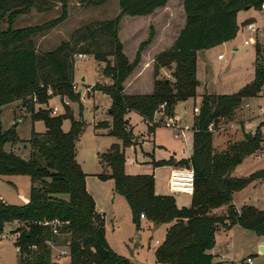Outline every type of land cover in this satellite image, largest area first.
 I'll return each mask as SVG.
<instances>
[{
  "label": "trees",
  "instance_id": "16d2710c",
  "mask_svg": "<svg viewBox=\"0 0 264 264\" xmlns=\"http://www.w3.org/2000/svg\"><path fill=\"white\" fill-rule=\"evenodd\" d=\"M70 0H0V116L1 108L20 101L31 115L45 125L44 133H32L26 160L5 152L4 144L15 145L19 139L14 129L1 130L0 177L24 174L30 178L29 200L23 206H13L0 198V233L6 223L17 222L14 245L19 264H56L50 260L49 242L62 239L68 249L67 264H132L114 253L105 239L101 215L85 187L86 175L76 161V140L83 124L71 118L68 132L61 129L66 112L52 116L46 109L34 112L35 105H44L50 97L77 99L74 88V64L78 55L92 56L103 63V74L111 85H97L94 90L111 100L112 118L108 134L133 146L134 136L125 116L133 111L146 122L153 123L158 113L174 117L175 107L195 96L198 81L196 54L229 42L236 37L239 11L260 8L264 0H183L185 25L172 46L154 57L153 88L150 94L124 92L123 83L132 71V64L122 52L117 37L116 20L85 25L75 30L68 41L44 53L36 51L33 36L53 26L55 22L37 27H13L15 18L31 9L44 11L51 4L65 6ZM81 5H102L108 0H77ZM169 0H118L123 15L143 17L163 8ZM147 42V41H145ZM256 45L254 82L231 95H203L192 121V149L188 159L152 161L153 168L163 165L191 168L194 172L193 194L189 208H179L170 195L154 191L152 175L127 176L123 172L124 156L118 146H112L100 156L110 168L114 192L123 196L130 208L132 222L140 228V215L145 223L165 226L162 243L154 250L157 264H213L209 251L215 245L218 226L228 229L237 225L264 238V210L244 205L238 210L233 195L250 180H264V169L247 178L234 175L235 168L246 157L259 151L263 141L260 129L254 134L243 133L242 139L225 151L215 152L213 130L220 121H228L244 99L257 96L264 85V57ZM167 62V63H165ZM168 68L171 79H158L159 70ZM164 104L163 111L161 105ZM168 126V125H167ZM1 179V178H0ZM226 215L219 216L220 209ZM54 221L58 224L51 225ZM40 223V224H39ZM56 230L55 235L53 231ZM61 242V241H60Z\"/></svg>",
  "mask_w": 264,
  "mask_h": 264
},
{
  "label": "rangeland",
  "instance_id": "374dc122",
  "mask_svg": "<svg viewBox=\"0 0 264 264\" xmlns=\"http://www.w3.org/2000/svg\"><path fill=\"white\" fill-rule=\"evenodd\" d=\"M44 11L31 9L18 15L13 27H37L55 22V26L33 36L36 51L44 53L55 49L63 41H68L71 34L85 26L95 23L116 20L117 37L122 45V52L132 64V71L123 83L127 85V93L146 95L149 87L153 88V65L147 59L148 46L157 36L165 50H168L185 25V15L182 9V0H171L152 16L129 17L123 15L118 7V0H108L102 5H81L77 0H70L62 7L60 4ZM258 11V8L253 9ZM253 13V12H252ZM251 14V12H250ZM258 23H264V18H254ZM6 21L0 24V29L6 28ZM157 25V30L153 26ZM147 26V27H148ZM136 29L146 31L139 33L141 39L136 49ZM161 35V36H160ZM144 37V38H143ZM143 38V39H142ZM246 39L241 33L236 37L211 49L199 51L196 54L195 76L198 86L195 96L175 107L174 117L166 118L158 113L153 123L163 121L156 125L151 132L152 123L146 122L138 113L129 112L125 118L134 136V145L123 147L122 142L108 134L112 118L108 110L111 100L98 90L97 85H111L112 81L102 72L104 64L94 60L92 56L75 59L74 84L77 99L70 101L67 98L50 97L44 105H35L34 112L39 109L55 110L57 116L66 112L69 115L62 121L61 129L68 132L71 128V118L83 124V130L76 140V161L82 172L86 175L85 187L100 213L105 228V239L109 248L132 264H157L154 258L156 240L162 243L165 235V226L155 227L140 222L136 229L132 222L130 208L125 198L114 192V183L110 177L111 170L100 159L112 146H118L123 152V172L127 176L153 175L154 191L159 195H168L167 184L173 165H163L152 170L151 162L166 161L170 157L188 159L192 149V131L179 138H174L175 127L189 126L191 128L194 110L200 106L203 95H231L238 92L245 85L254 82L256 46H244ZM173 40V41H172ZM147 41V42H145ZM261 50L264 57V39L261 40ZM171 43V46H169ZM160 44L157 46L160 48ZM160 54V53H159ZM157 56V55H156ZM218 56L221 59L218 60ZM129 58H131L129 60ZM264 59V58H263ZM167 63V62H165ZM159 70L158 79H171L168 68ZM151 83L148 87L146 86ZM264 86V85H263ZM148 91V92H147ZM163 111V108H161ZM16 120L21 123L14 129L19 143L15 145L4 144L5 152L17 154L24 160L29 155V140L31 134L44 133L45 125L39 119H32V115L22 107L20 101H14L1 108V130L12 129ZM170 125V126H167ZM260 129L262 143L258 155L246 157L234 171V175L247 178L251 173L264 169V90L260 88L257 96L244 99L242 105L228 121H220L218 129L213 130V148L215 152L225 151L231 144L242 139L243 133L254 134ZM174 159V158H173ZM0 198L7 204L23 206L29 200L31 188L30 178L24 174H11L0 177ZM258 179L250 180L245 186L234 193L233 205L240 207L254 206L264 210V188ZM179 208H189L191 197L180 194L170 195ZM219 216L226 215V209L218 212ZM20 227L17 222L6 223L0 233V264H19L18 250L14 245L16 233ZM257 237L253 232L244 230L240 226L228 229L218 226L215 234V245L209 251L213 256V264H222L225 261L241 264L250 258L252 264H264V255L258 252ZM61 241V242H60ZM54 247L52 259H57L62 251V239ZM264 242V238H262ZM60 264H67L68 259L61 258Z\"/></svg>",
  "mask_w": 264,
  "mask_h": 264
},
{
  "label": "built area",
  "instance_id": "2783aa9c",
  "mask_svg": "<svg viewBox=\"0 0 264 264\" xmlns=\"http://www.w3.org/2000/svg\"><path fill=\"white\" fill-rule=\"evenodd\" d=\"M259 12L264 14V2L260 5V8L258 9ZM241 33L246 37L244 39L243 44L244 46H249L251 44L253 45H260L261 46V40L264 39V23H258L256 20H249L245 21L244 23L238 25V30L237 34ZM84 57L82 55H78L77 58ZM218 60L221 59V56L217 57ZM264 90V86L262 88ZM164 107V104L161 105V108ZM198 112V108L194 110V114ZM52 116H57L55 113V110L51 111ZM170 126V125H168ZM174 130V138H179L180 136H184L185 133L189 132L190 130L192 131V128L189 126H183V127H175V125L172 126ZM254 154L258 155V151H256ZM193 184H194V172L191 168H185V167H175L172 168L170 172V177L169 181L167 184V190L170 195H179L183 194L186 196L191 197L193 194ZM261 186L264 188V180L261 181ZM145 219L144 215H140V220ZM40 224V223H39ZM58 224L57 221H54L51 223V225H56ZM53 233L56 235L57 232L56 230L53 231ZM50 247V250H52L54 247H57L56 243L49 242L47 244ZM155 245L158 247L160 245V241L156 240ZM62 251L59 252L57 259L53 258L52 252H51V257L50 260L52 263L60 264L59 260L61 258L68 259V249L66 247H62ZM222 264H236L235 262L231 261H225ZM241 264H252V260L250 258H247L242 261Z\"/></svg>",
  "mask_w": 264,
  "mask_h": 264
},
{
  "label": "crops",
  "instance_id": "0c3cea01",
  "mask_svg": "<svg viewBox=\"0 0 264 264\" xmlns=\"http://www.w3.org/2000/svg\"><path fill=\"white\" fill-rule=\"evenodd\" d=\"M171 0H169L168 1V3L170 2ZM182 2H183V0H182ZM167 3V4H168ZM183 9V8H182ZM160 9H157L155 12H157V11H159ZM155 12H153L152 14H150V15H148V16H143L144 18H147V17H150V16H152ZM250 12H251V14H250ZM253 12V13H252ZM254 18H264V14L263 13H261V12H259V11H255V10H253V9H249V10H244V11H239L238 13H237V15H236V23H237V25H240V24H242V23H244L245 21H249V20H254ZM148 25H146V27L144 28V29H148L149 28V26H153L154 28H155V30H157V25H149L148 27H147ZM141 31H143L144 32V37L146 36V31L145 30H143V29H136V31L133 33V36L135 35V34H137L136 36H137V39H136V49H137V47L139 46V44H140V41H141V39L140 38H138L139 37V34H141V33H139V32H141ZM157 36L158 35H156L154 38H153V40L151 41V43L149 44V46H148V50L146 51V54H147V59H148V61H150V62H153V60H154V57L156 56V55H158L159 53H161V52H163V51H165V48H163V45L160 43V37L159 38H157ZM161 36V35H160ZM177 36L178 35H176L175 37H174V39L173 40H175L176 38H177ZM143 37V38H144ZM142 38V39H143ZM172 40V41H173ZM161 45L160 46V48H158L157 46L158 45ZM169 46H171V43H170V45ZM131 58H129V60H130ZM151 83H149L147 86H146V88L148 89V87H149V85H150ZM127 83H126V85L124 86V92L125 93H127V91H126V88H127ZM76 85L74 84V88H75V90H76V88L77 87H75ZM149 93L148 94H150L151 92H152V89H151V85H150V87H149ZM148 92V91H147ZM127 94H132V93H127ZM176 161H178V160H180L179 158H176V157H173ZM189 158V157H188ZM155 161V160H154ZM152 166V165H151ZM154 169L155 168H153L152 167V170L154 171ZM153 176V175H152ZM168 195H170L169 193H168ZM180 195V194H179ZM98 212V211H97ZM99 213V212H98ZM100 214V213H99ZM142 220H144V219H142ZM141 220V221H142ZM260 240H259V242H258V247H259V245L263 242L262 241V238H259ZM155 244V243H154ZM213 256H215V255H213Z\"/></svg>",
  "mask_w": 264,
  "mask_h": 264
},
{
  "label": "water",
  "instance_id": "95a60500",
  "mask_svg": "<svg viewBox=\"0 0 264 264\" xmlns=\"http://www.w3.org/2000/svg\"><path fill=\"white\" fill-rule=\"evenodd\" d=\"M110 109L108 110V112L110 113ZM21 123V120H16V122L11 126L12 129H16L18 127V125ZM258 252L261 255H264V242H262L259 247H258Z\"/></svg>",
  "mask_w": 264,
  "mask_h": 264
}]
</instances>
